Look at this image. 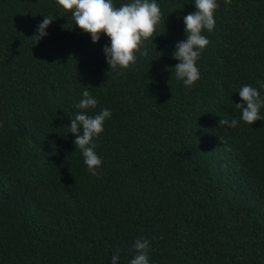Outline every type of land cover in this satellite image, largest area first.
<instances>
[{
	"label": "trees",
	"instance_id": "trees-1",
	"mask_svg": "<svg viewBox=\"0 0 264 264\" xmlns=\"http://www.w3.org/2000/svg\"><path fill=\"white\" fill-rule=\"evenodd\" d=\"M192 2L158 0L136 62L113 70L109 37L94 43L57 0H0V264H128L136 238L153 264H264V119L235 107L241 85L264 81V0H218L185 86L172 53ZM85 87L95 109L75 106ZM104 107L92 175L69 124Z\"/></svg>",
	"mask_w": 264,
	"mask_h": 264
},
{
	"label": "clouds",
	"instance_id": "clouds-1",
	"mask_svg": "<svg viewBox=\"0 0 264 264\" xmlns=\"http://www.w3.org/2000/svg\"><path fill=\"white\" fill-rule=\"evenodd\" d=\"M192 3L196 10L183 16L185 38L175 43L172 53L173 58L178 60L172 69L185 86L193 85L200 78L197 61L209 43V37L203 32L207 30L211 33L214 30V13L219 7L218 0H193ZM57 4L71 10L75 25L89 33L94 43L100 40L101 32L109 37V42L102 46V51L109 68L113 70L126 68L130 63L136 62V52L140 51L143 41L152 36L162 15L158 0H127L119 6H116L115 0H57ZM52 20L45 15L38 22L32 35V45L38 44L48 35L47 27ZM258 83L259 88L251 84H243L238 88L242 100L236 102L235 107L240 109L239 119L249 124L257 119H264V115L260 113V109L264 107V93L261 92L264 81ZM97 104V97L85 87L75 106L78 109H95ZM111 115L112 110L104 107L94 114L78 111L71 116L69 132L76 134L73 143L80 149L83 162L92 175H99L102 165V157L95 150L93 138L104 130L105 122ZM219 123L227 128H234L238 120L223 117ZM132 247L136 251L128 264H153L149 258L147 239L136 238ZM110 259L111 264H117L120 256L114 253Z\"/></svg>",
	"mask_w": 264,
	"mask_h": 264
}]
</instances>
